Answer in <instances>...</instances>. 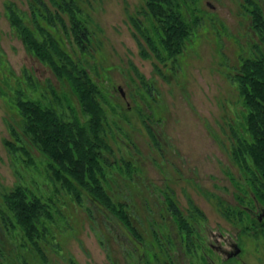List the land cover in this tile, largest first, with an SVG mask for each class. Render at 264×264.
Segmentation results:
<instances>
[{
	"label": "rangeland",
	"instance_id": "1",
	"mask_svg": "<svg viewBox=\"0 0 264 264\" xmlns=\"http://www.w3.org/2000/svg\"><path fill=\"white\" fill-rule=\"evenodd\" d=\"M8 1L0 0V188L21 182L48 194L53 185L40 152L33 148L35 164L26 163L10 155L3 141L18 119V90L51 102L65 117L71 107L81 117L82 111L69 84L25 50L5 17ZM14 1L27 7L26 0ZM242 2L196 1L199 22L173 63L140 53L130 16H142L143 0H80L89 49L81 53L61 29L59 37L102 90L112 147L108 189L129 204L140 239L85 197L82 206L62 204L70 226L56 233L59 246L47 249L44 264H264V228L250 227L263 203L242 200L249 186L230 155V127L237 128L244 111L230 74L255 37ZM142 112L150 115L144 118L157 143ZM166 194L184 214L193 212L190 204L199 209L191 221L194 245L183 241ZM246 207L255 213L248 215ZM4 228L0 223V264H36L22 258L19 234ZM232 242L240 250L227 257L221 248L231 249ZM11 253L14 259L5 261Z\"/></svg>",
	"mask_w": 264,
	"mask_h": 264
},
{
	"label": "trees",
	"instance_id": "2",
	"mask_svg": "<svg viewBox=\"0 0 264 264\" xmlns=\"http://www.w3.org/2000/svg\"><path fill=\"white\" fill-rule=\"evenodd\" d=\"M196 1L143 0L142 16H130L140 53L145 57L152 53L159 61L176 62L199 22ZM242 1L241 7L255 37L250 52L240 55L230 74L244 107L240 124L237 128L230 127L233 138L230 155L249 186L250 192L247 191V197H241L242 200L264 204V0ZM26 3L27 7L23 8L9 0L4 4L5 17L25 50L69 84L83 117L72 107L70 115L65 117L51 102L43 103L18 90L19 96L14 100L18 119L15 124L10 123V137L3 138L4 144L10 155H21L26 163L33 165V148L40 152L53 187L48 194L21 182L0 188V223L6 231L13 232L14 237L19 234L20 248L26 250V253L21 250L22 258H32L36 264L47 263V249L59 246L54 242L56 233L69 225L62 204L72 206L74 203L69 209L82 206L85 197L112 214L140 239L129 204L108 189L110 161L107 153L112 147L102 90L86 70L80 55H73L59 37L61 29L72 37L81 53L89 49L91 35L80 0H26ZM155 68L160 72L157 65ZM145 116L142 112V122L151 140L157 143ZM125 167L126 173H130L129 163ZM56 195H65L67 199L57 196L58 200ZM165 199L182 231L183 241L187 247L194 245L191 221L194 213H200L199 209L190 204L193 212L184 214L171 195L166 194ZM244 209L248 215L255 213L253 209ZM237 211L235 217L241 219V210ZM258 213L250 227L259 224L264 228ZM13 255L4 260L14 259Z\"/></svg>",
	"mask_w": 264,
	"mask_h": 264
},
{
	"label": "water",
	"instance_id": "3",
	"mask_svg": "<svg viewBox=\"0 0 264 264\" xmlns=\"http://www.w3.org/2000/svg\"><path fill=\"white\" fill-rule=\"evenodd\" d=\"M264 213V207H261V211L258 213V218ZM240 250L239 245L236 242L231 243V249H224V253L227 257L237 254Z\"/></svg>",
	"mask_w": 264,
	"mask_h": 264
},
{
	"label": "flooded vegetation",
	"instance_id": "4",
	"mask_svg": "<svg viewBox=\"0 0 264 264\" xmlns=\"http://www.w3.org/2000/svg\"><path fill=\"white\" fill-rule=\"evenodd\" d=\"M221 250H222V251H224V249H223V248H221Z\"/></svg>",
	"mask_w": 264,
	"mask_h": 264
}]
</instances>
